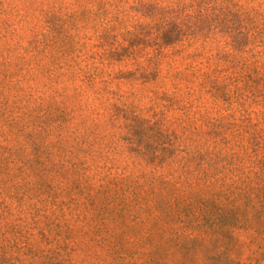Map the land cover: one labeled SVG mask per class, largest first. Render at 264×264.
Returning a JSON list of instances; mask_svg holds the SVG:
<instances>
[{"label": "trees", "instance_id": "16d2710c", "mask_svg": "<svg viewBox=\"0 0 264 264\" xmlns=\"http://www.w3.org/2000/svg\"><path fill=\"white\" fill-rule=\"evenodd\" d=\"M204 223L264 264V0H0V264H150Z\"/></svg>", "mask_w": 264, "mask_h": 264}, {"label": "rangeland", "instance_id": "374dc122", "mask_svg": "<svg viewBox=\"0 0 264 264\" xmlns=\"http://www.w3.org/2000/svg\"><path fill=\"white\" fill-rule=\"evenodd\" d=\"M240 180L236 194L243 189ZM248 250L237 232L227 226L204 223L197 235L167 239L147 254L150 264H245Z\"/></svg>", "mask_w": 264, "mask_h": 264}]
</instances>
